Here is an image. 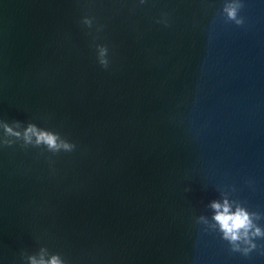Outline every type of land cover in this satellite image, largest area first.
<instances>
[{"label":"water","instance_id":"95a60500","mask_svg":"<svg viewBox=\"0 0 264 264\" xmlns=\"http://www.w3.org/2000/svg\"><path fill=\"white\" fill-rule=\"evenodd\" d=\"M226 2L0 0V264H264V0Z\"/></svg>","mask_w":264,"mask_h":264},{"label":"clouds","instance_id":"9594fccd","mask_svg":"<svg viewBox=\"0 0 264 264\" xmlns=\"http://www.w3.org/2000/svg\"><path fill=\"white\" fill-rule=\"evenodd\" d=\"M143 2V0H141ZM243 7L241 0H227L223 4L221 12L224 15L226 21H231L235 25L239 26L243 23V18L238 15L240 9ZM85 24L91 23V19L85 18ZM100 53L103 56L107 53V48L105 46H100ZM100 64L107 67L108 61L106 59H101ZM6 133L14 136H19V132H14L12 128L7 125L4 126ZM29 134L34 135L36 138V143H43L48 146L49 149L56 150L60 147L57 144L58 136L54 133L47 131H37L35 125L29 124L24 131V137L26 140L29 139ZM63 147L68 148L69 145L64 144ZM212 208L216 209V215L214 216L215 221L220 226L221 231L224 234V238L230 243H233V251H239L240 249L235 246V242L244 239L247 242L248 230L253 228L249 214L242 208H237L235 212H230L225 203L223 206L215 202L212 203ZM254 234L256 236L262 235L259 228L254 229ZM255 245H250V248H255ZM46 249L41 247L39 252L34 255H28V264H62L59 255L53 254L48 259L44 258V251ZM250 249H244V254L247 255Z\"/></svg>","mask_w":264,"mask_h":264}]
</instances>
